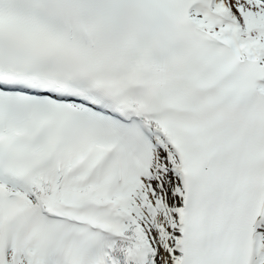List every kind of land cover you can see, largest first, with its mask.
Instances as JSON below:
<instances>
[{
    "label": "snow or ice",
    "instance_id": "obj_1",
    "mask_svg": "<svg viewBox=\"0 0 264 264\" xmlns=\"http://www.w3.org/2000/svg\"><path fill=\"white\" fill-rule=\"evenodd\" d=\"M0 264H264V0H0Z\"/></svg>",
    "mask_w": 264,
    "mask_h": 264
}]
</instances>
